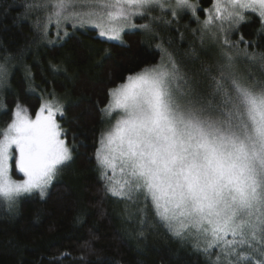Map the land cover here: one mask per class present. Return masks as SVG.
I'll list each match as a JSON object with an SVG mask.
<instances>
[{"label": "snow or ice", "instance_id": "1", "mask_svg": "<svg viewBox=\"0 0 264 264\" xmlns=\"http://www.w3.org/2000/svg\"><path fill=\"white\" fill-rule=\"evenodd\" d=\"M28 7L47 10L45 37L48 24L59 33L70 22L118 41L125 28L137 27L134 17L150 15L154 7L170 8L173 17L177 9L197 11L191 0H41ZM202 11V39L214 25L224 32L226 22L243 21L245 11L264 23V0H211ZM139 27L150 30V23ZM235 47L223 40L221 58L202 68L204 79L168 54L110 89L102 111L119 114L101 133L96 160L108 193L129 201L142 196L173 235L209 259L215 250V264H264V82L238 74ZM243 54L264 61V53ZM5 71L0 65V75ZM63 114L54 99L42 100L34 118L16 105L0 131V203L11 207L33 192L44 197L72 159L56 118ZM13 168L22 179L12 178Z\"/></svg>", "mask_w": 264, "mask_h": 264}, {"label": "trees", "instance_id": "2", "mask_svg": "<svg viewBox=\"0 0 264 264\" xmlns=\"http://www.w3.org/2000/svg\"><path fill=\"white\" fill-rule=\"evenodd\" d=\"M40 2L0 0V65L6 70L0 75V131L17 104L34 118L42 100H57L72 159L44 197L33 192L11 207L0 203V264H215V250L209 259L173 235L142 196L129 201L106 191L96 151L115 114L102 110L110 89L158 64L167 51L184 71L204 79L202 68L221 58L225 38L236 45L231 52L238 74L264 82V61L243 54L264 53L260 17L245 11L243 21L226 22L224 32L214 25L202 39V9L211 8V0H200L195 14L173 17L154 7L150 15L134 17L150 23V30L127 31L122 41L102 38L94 28L63 25L58 33L54 22L45 37L47 10L28 7Z\"/></svg>", "mask_w": 264, "mask_h": 264}, {"label": "rangeland", "instance_id": "3", "mask_svg": "<svg viewBox=\"0 0 264 264\" xmlns=\"http://www.w3.org/2000/svg\"><path fill=\"white\" fill-rule=\"evenodd\" d=\"M200 0H191V3H193V4H195L196 6H197V10L200 8ZM175 3V0H167V4H174ZM164 9H166V10H170L171 11V9L170 8H168V7H165ZM181 11H185V12H192L191 10H188V9H177V13H180ZM193 13V12H192ZM132 23H134V24H136L137 25V27L136 28H125L124 29V31H123V33H122V39H123V34L125 33V32H127V31H130V30H143V31H146V30H144V29H142V28H140L139 27V25H141L142 23L141 22H139V21H137V20H135V19H133L132 20ZM64 25L65 26H70V27H72V24L70 23V22H68V23H64ZM73 28V27H72ZM85 28H93V27H83V28H80V27H78V28H75V29H85ZM74 29V28H73ZM95 29V28H94ZM97 30V29H96ZM65 31H67L66 30V28H64V30L62 31V32H65ZM98 31V30H97ZM146 33V32H145ZM102 38H105V37H102ZM107 39V38H106ZM114 41H118V40H114ZM164 51V50H163ZM168 51H167V53H163V55H162V58L166 61L167 60V57H168ZM172 57V56H171ZM162 58H161V60H160V62L158 63V64H160L161 62H162ZM173 58V57H172ZM158 64H156V65H158ZM112 114L114 115L115 114V118L113 119V120H111V121H109V122H107L104 126V129H103V132L110 126V123L111 124H114L115 123V120H116V118H118V114H119V110L117 109V110H114L113 112H112ZM58 116V115H57ZM109 116V115H108ZM111 117V116H110ZM13 118V117H12ZM57 118V117H56ZM57 121H58V119H57ZM11 122V121H10ZM59 123V122H58ZM6 127V126H5ZM4 127V128H5ZM3 128V129H4ZM2 129V130H3ZM1 130V131H2ZM14 169V168H13ZM11 175H12V178L13 179H16V180H20V179H22L23 178V176H22V174H20V173H18L17 172V170H16V173L14 174V172H13V170H12V172H11ZM108 175L109 176H112L113 174H112V172H111V170H109V172H108ZM114 179H116V180H119V179H121V177H120V174H119V171L117 170V173H116V175H115V177H114Z\"/></svg>", "mask_w": 264, "mask_h": 264}]
</instances>
